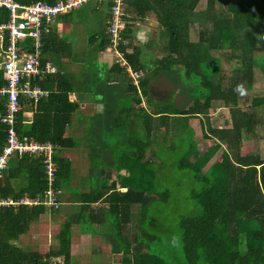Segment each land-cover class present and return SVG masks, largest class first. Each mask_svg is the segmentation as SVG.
Here are the masks:
<instances>
[{
  "label": "trees",
  "instance_id": "16d2710c",
  "mask_svg": "<svg viewBox=\"0 0 264 264\" xmlns=\"http://www.w3.org/2000/svg\"><path fill=\"white\" fill-rule=\"evenodd\" d=\"M15 1L29 4L37 0ZM200 1L203 7H198ZM124 10L126 24L118 50L130 69L139 74L137 84H133L114 61L112 69L123 77L126 92L122 98L112 92L108 100L119 112L106 115L110 124H116L113 127L118 138L111 165L128 169L122 183L126 190L120 193L109 189L87 198L84 205L87 208L97 200L109 204L102 222L108 221L114 230L113 237H108L113 264H164L150 249L156 235L155 226L149 228L148 223L155 212L147 214L156 201L182 206L174 232L171 223L164 220L157 226L162 237L176 243L184 259L182 264H264V159L251 150L249 143L258 133L255 127L264 124L257 113L264 97H253L249 109L239 103L243 93L252 88L256 72L264 79V0H125ZM147 15L154 17L159 28L158 57L143 56L134 42V24ZM6 19L7 11L0 8V22ZM194 24L198 31L196 39L191 40L189 31ZM50 36L56 37L48 29L41 34L42 67L47 63V53L68 51L65 42L63 50L58 48L56 38L54 45L48 44ZM94 41L100 49L108 47L105 25ZM146 43L148 47L156 46L154 39ZM22 44L26 52H32L29 37ZM218 56L228 63L227 74L219 70ZM160 74L180 92L178 100L165 91L161 99L151 98V80ZM3 84L0 71V86ZM32 84L48 94L35 101L21 99L13 127L19 137L56 145L53 188L58 190L69 181V161L59 153L73 145L65 128L77 104L68 99L69 77L58 69L33 78ZM139 95L145 98L144 106L140 105ZM152 100L155 106L148 110ZM214 102L227 109L223 127L217 125V119L215 123L211 118L208 121ZM4 103L5 98L0 96V113ZM25 110L30 112L28 118L23 115ZM120 117L125 121L122 140L121 130L117 131ZM193 117L208 133L202 136L209 145L201 151L189 124ZM5 136V127L0 124V151ZM245 142L248 149L242 150ZM222 145L220 157L203 170ZM147 150L149 158H145ZM40 160L38 156L11 157L0 177V197L5 198L10 191L8 185L15 180L19 183L20 178L22 183L13 199L38 195L41 199L46 180ZM164 182L170 186L160 185ZM134 207H139V231L133 228V222L129 224ZM44 208L42 204L0 206V264H71L69 219L59 229L56 247L45 254L23 251L9 242L23 233L28 222ZM51 257H61V262H51Z\"/></svg>",
  "mask_w": 264,
  "mask_h": 264
},
{
  "label": "crops",
  "instance_id": "0c3cea01",
  "mask_svg": "<svg viewBox=\"0 0 264 264\" xmlns=\"http://www.w3.org/2000/svg\"><path fill=\"white\" fill-rule=\"evenodd\" d=\"M147 18L154 19L152 15H147L144 20ZM151 20L140 25L138 30L133 32L134 42L140 48L153 39L148 40V25L153 24L157 28V22L155 19ZM106 22V3L91 2L70 13L57 16L48 26V31L56 36H50L48 44L54 45L56 38L58 48L62 49V46H65L63 42H65L68 51H59L55 55L47 53L45 57L47 63L45 64L54 66L59 72L69 77L71 89L68 92V99L77 104L70 123L65 128V135L72 139L73 145L63 148L59 153L60 156L69 161L70 176L68 185L55 190L56 198L60 202L58 208L53 210L45 207L43 212L28 222L23 233L9 240L12 245L23 251L45 254L56 247L59 229L69 219L71 221L69 225L71 228L68 231L69 248L70 255L77 259L75 264L84 254H87L88 258L95 257L98 259L97 264H113L109 236L103 229L95 232L92 228L87 227V225L103 228L107 226L105 221L102 222V214L106 212L109 204L97 200L86 208L84 205L87 198L84 195L88 194L87 196L95 197L98 193H106L112 188V190L115 189L123 193L126 190L122 184L124 183L123 179L128 175L127 168H117L111 165L114 156L113 149L118 145L116 144L118 138L115 135L116 127H113L116 124H110L106 113L115 112L118 114L119 111L117 107L112 106L108 97L112 95L111 92H118L122 98L126 92V86L123 84V77L120 74L117 75L112 69L114 57L109 46L100 49L94 41L97 32L103 25L106 26ZM139 30H144V34L140 35ZM90 54L96 61V66H92L88 61ZM107 83H113L112 89L114 90H108ZM139 97L141 99L140 105L144 106V96L139 95ZM23 115L28 118L30 112L25 110ZM120 119V128H117V131L118 129L121 130L120 140H122V128L125 121L123 117ZM125 131H127V126ZM89 132L94 137V142L87 137ZM125 135L126 132L124 137ZM109 137L111 139L108 141L106 138ZM21 183L20 178L19 183L17 180L11 181L8 185L10 189L8 195L5 198L0 197V206L11 205L15 208L17 200L31 199L28 196L13 199L18 193ZM80 187L82 195L74 192V189ZM3 200L11 202L3 203ZM74 246L78 248L79 253H73ZM55 258L58 257H51L50 259ZM57 262H61V257Z\"/></svg>",
  "mask_w": 264,
  "mask_h": 264
},
{
  "label": "built area",
  "instance_id": "2783aa9c",
  "mask_svg": "<svg viewBox=\"0 0 264 264\" xmlns=\"http://www.w3.org/2000/svg\"><path fill=\"white\" fill-rule=\"evenodd\" d=\"M91 2L109 3L106 31L109 49L114 61L123 67L133 84H137L138 74L130 69L118 50L120 34L125 28V0H54L47 3L41 0L29 4L15 0H0V8L7 11V19L0 22V71L4 84L0 86V96L5 98L4 111L0 113V124L5 127V140L0 151V177L7 169L11 157L38 156L41 158L42 171L46 180L44 196L22 198L15 204H42L56 209L60 202L53 188L56 164L53 159L56 145L49 141L39 142L31 138L19 137L14 129L15 115L21 110L20 101L37 100L46 97L48 91L32 84V79L44 73L55 72L50 64L40 65L41 34L58 15L69 13ZM30 38L32 52L23 49V41ZM3 203H10L3 200Z\"/></svg>",
  "mask_w": 264,
  "mask_h": 264
},
{
  "label": "rangeland",
  "instance_id": "374dc122",
  "mask_svg": "<svg viewBox=\"0 0 264 264\" xmlns=\"http://www.w3.org/2000/svg\"><path fill=\"white\" fill-rule=\"evenodd\" d=\"M203 3H204L203 1H200V3L198 4V7H201V6L203 7L204 6ZM83 6H85V5H83ZM77 15H79V14L77 13ZM151 19L154 20L153 18H150V19L147 18V20H144V21H136V23L134 24V27H135L134 31L138 30L140 25L145 24V22H147ZM150 26H152V27H150ZM197 31H198V25L194 24L190 28V31H189V37L191 40L196 39V32ZM158 32H159V28L158 29L155 28V26L153 24L148 25V35H147L149 38L148 40L153 38L156 46L148 47L147 46L148 43H146L144 45V47L140 48L141 54L143 56L149 55V56H151V58H153V57H158L161 54L160 50L157 48V41H156L157 40L156 35L158 34ZM138 33L140 35H142V34H144V30H139ZM129 51H130V49H129ZM112 55L114 57L113 53H112ZM93 59L94 58H92V54L88 55V61H90L92 66H96V61ZM57 63H58V61H57ZM154 65L156 66V64H154ZM219 70L223 71V75L227 74L229 72L228 63H226L222 58L219 59ZM254 79L255 80L252 84V88L248 91H245L243 93L242 98H240L239 103L243 109H249L248 107H249L250 101L253 97H262V96L264 97V79L261 78L259 72H256L254 74ZM165 80H167V79L162 74L156 76L153 80H151V85H152V86H150L151 87L150 96H152L151 98L161 99V97L163 96V92L165 91V92H172L174 95V98H176L178 100L180 98L179 97L180 92L178 94L177 88L174 85H172L171 83L166 82ZM112 84L113 83H110L107 86L108 90H110V91L114 90V89H112ZM154 106H155V102L152 100L151 102H149L147 109L148 110L153 109ZM257 113L260 114L259 115L260 118L264 120V105L257 107ZM226 117H228L227 109L222 107L220 102H214L212 107L209 109L208 121H211L210 118H212L213 122L216 121V119H217L219 121L218 125L220 127H223L225 125H222V120L225 119ZM189 124L193 129L194 138L197 140L196 141L197 148L201 151L202 149L205 148V146L209 145V140L204 139L202 136L203 132L208 134L207 130H202V128L205 129V127H202L200 125L199 119H196L194 117L189 120ZM255 128L258 131V133H256V137L252 141L249 142L251 145V150L257 152L259 154V156L262 159H264V124L262 126L258 125ZM259 134H261V135L259 136ZM87 137L92 142H94L95 139H94V137L91 136L90 132L87 134ZM106 139L109 141L111 138L109 137ZM246 143H248V142H245L242 145V150L248 149V147L245 146ZM223 148H224L223 145L220 146V148L212 154L213 155L212 158L209 159L206 162V164L202 167L203 170H205L206 167L209 164H211L214 160H216L220 157V152ZM145 156H147L145 158L150 157V151L149 150H147L145 152ZM151 158L153 159L154 157H151ZM66 185H68V183H65L64 187ZM160 185L170 186V184H166V182L160 183ZM80 191H81V187L78 189H74L75 193L82 195V193ZM86 198L89 199V198H95V197L86 196ZM151 207H152V211L149 212L147 214V216H150L151 213L153 214V211L155 212V216H153L152 218L150 217L151 221L148 223V225H149V228H152L155 226L154 227V233L156 235V238L154 239V241L150 242V244H151L150 249L155 254L159 255L165 261L164 264H182L184 262V259L181 256V253L177 252L176 243L169 241L168 238L162 237L160 235L159 229L157 227L160 224V222L162 220H164L168 223H171L172 231L174 232L175 222L177 221V218L180 215V211H181V207H182L181 204L174 203L172 201H170V202H168V201H163V202L162 201H156L155 203L151 204ZM130 211L133 213V216H132L133 219H132V221L129 222V224L131 225V223L133 222V228L136 231H139V213H138L139 207L138 208L134 207ZM143 217H144V215H143ZM108 223L109 222L107 221V223H106L107 226H105V228L99 227V226L94 227V226H90V225H87V227L89 229L92 228V230L95 232H98V231L103 229V231H105L106 234L111 237L114 230L112 229L111 225H108ZM70 228L71 227L69 226L68 231L70 230ZM143 242H144V238H143ZM93 244H94V242H93ZM90 246H92V243H90ZM52 247H54V246H52ZM73 253H79L78 248L76 246H74ZM71 257H72L71 263L75 264V261L77 262V259L73 255H71ZM50 261L51 262H54V261L57 262V261H59V257L55 258V259H50ZM98 261L99 260L96 259L95 257L88 258V255L84 254L83 256H80L77 264H97Z\"/></svg>",
  "mask_w": 264,
  "mask_h": 264
},
{
  "label": "clouds",
  "instance_id": "9594fccd",
  "mask_svg": "<svg viewBox=\"0 0 264 264\" xmlns=\"http://www.w3.org/2000/svg\"><path fill=\"white\" fill-rule=\"evenodd\" d=\"M125 11V10H124ZM107 20H108V13H107ZM106 27H107V22H106ZM56 71V70H55ZM49 73V72H48Z\"/></svg>",
  "mask_w": 264,
  "mask_h": 264
},
{
  "label": "bare ground",
  "instance_id": "6f19581e",
  "mask_svg": "<svg viewBox=\"0 0 264 264\" xmlns=\"http://www.w3.org/2000/svg\"><path fill=\"white\" fill-rule=\"evenodd\" d=\"M30 39V38H29Z\"/></svg>",
  "mask_w": 264,
  "mask_h": 264
}]
</instances>
